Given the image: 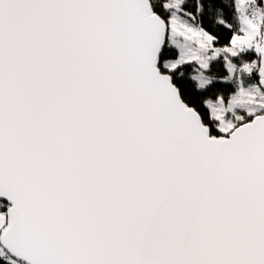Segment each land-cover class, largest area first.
Wrapping results in <instances>:
<instances>
[{
    "label": "snow or ice",
    "instance_id": "6c2138e0",
    "mask_svg": "<svg viewBox=\"0 0 264 264\" xmlns=\"http://www.w3.org/2000/svg\"><path fill=\"white\" fill-rule=\"evenodd\" d=\"M0 264H264V0H0Z\"/></svg>",
    "mask_w": 264,
    "mask_h": 264
}]
</instances>
